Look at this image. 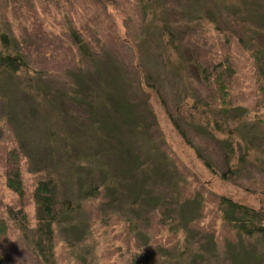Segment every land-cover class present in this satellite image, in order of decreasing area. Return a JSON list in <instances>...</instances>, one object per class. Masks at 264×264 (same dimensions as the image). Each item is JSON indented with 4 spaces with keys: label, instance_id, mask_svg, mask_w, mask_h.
<instances>
[{
    "label": "rangeland",
    "instance_id": "obj_1",
    "mask_svg": "<svg viewBox=\"0 0 264 264\" xmlns=\"http://www.w3.org/2000/svg\"><path fill=\"white\" fill-rule=\"evenodd\" d=\"M22 6L11 13L0 5L1 27L37 61L16 76L0 73V215L18 239L10 260L35 264L32 192L52 177L57 202L82 203L57 216L58 264H121L136 242L153 245L152 264H264V236L236 234L217 209L225 197L264 216V109L256 102L264 0ZM85 28L95 48L81 57L70 33ZM225 56L233 105L216 117L223 130L178 113L172 118L183 138L168 113L199 101L198 66L211 69ZM10 150L20 155L22 198L5 184ZM21 206L28 227L6 214Z\"/></svg>",
    "mask_w": 264,
    "mask_h": 264
},
{
    "label": "trees",
    "instance_id": "obj_2",
    "mask_svg": "<svg viewBox=\"0 0 264 264\" xmlns=\"http://www.w3.org/2000/svg\"><path fill=\"white\" fill-rule=\"evenodd\" d=\"M32 1L34 0H0V5L4 4L7 11L12 13L23 7L22 4L26 7V4L30 5ZM48 1L53 0H43L45 5L48 4ZM64 1L71 4L74 0ZM86 29L87 28L83 29V31L79 33L71 30L70 33L71 40L78 48L81 57H86L87 54H89L88 52L93 51L95 48V45L88 44L83 39L85 36L84 33H87ZM162 36L164 38L165 50L171 51L174 49L175 40L171 37L169 32L167 30L163 31ZM88 39L87 41L91 42V39ZM92 40H95V37ZM82 42H84L83 46ZM237 43L239 44L238 40ZM22 49L23 51L21 52L14 46L9 34L5 32L0 25V73L16 76L18 73L30 70V64L37 62L29 58V53L32 52L33 49L30 48V45L27 43L22 44ZM28 59L30 60L28 61ZM230 68V58L226 56L211 69L198 66L199 79L202 83V98L194 102L191 106L185 102H179L175 108L168 113L169 119H171L183 138L185 137L184 133L180 131L172 118L173 115L178 113L189 122H196L198 124L204 122L206 126L210 125L216 130H223V128L221 129V123L218 119L220 120L222 119L221 117H225L233 105L232 81L228 74ZM256 82V102L258 103V107L264 109V84L263 82ZM147 87L149 86L147 85ZM208 112H212V114L207 115ZM216 117H218V119ZM4 159L6 165L4 174L6 187L9 191L22 198L24 195V181L21 171L20 155L15 150H10L5 153ZM204 165L210 169L208 163L205 162ZM229 172L234 173L236 169L230 167V169H228V173ZM226 176L225 174L221 175L222 178H226ZM53 187L54 179L52 177H46L44 180L36 183L32 192L33 235L31 245L35 264H58L54 243L57 216L62 209L72 211L82 205V203H73L72 201L64 200L57 202L52 195ZM96 192L97 189L91 190L88 195L94 198ZM71 204L74 206L73 209L70 207ZM22 208L21 206V209L15 211L10 209V207H5V210L12 223H18L20 227H28L26 213ZM217 209L221 220L230 226L236 234L249 239H254L255 236L258 235L264 236V216L259 211L225 197L220 199ZM18 216H21V219H19ZM14 235V228L2 215H0V264H16L10 260L15 256L14 251L18 247V239H12ZM153 248L152 244L144 246L136 242L134 248L128 250V258L126 261H123L121 264H152L154 258L149 255L148 251Z\"/></svg>",
    "mask_w": 264,
    "mask_h": 264
}]
</instances>
